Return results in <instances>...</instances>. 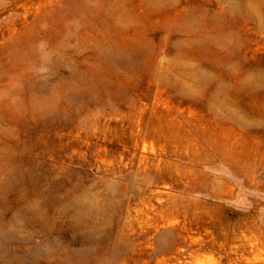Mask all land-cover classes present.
Masks as SVG:
<instances>
[{"label":"rangeland","instance_id":"obj_1","mask_svg":"<svg viewBox=\"0 0 264 264\" xmlns=\"http://www.w3.org/2000/svg\"><path fill=\"white\" fill-rule=\"evenodd\" d=\"M0 264H264V0H0Z\"/></svg>","mask_w":264,"mask_h":264}]
</instances>
